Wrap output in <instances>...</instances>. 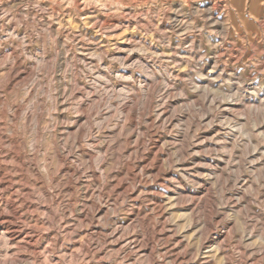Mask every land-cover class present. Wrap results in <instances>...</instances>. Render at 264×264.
Masks as SVG:
<instances>
[{"label": "rangeland", "instance_id": "374dc122", "mask_svg": "<svg viewBox=\"0 0 264 264\" xmlns=\"http://www.w3.org/2000/svg\"><path fill=\"white\" fill-rule=\"evenodd\" d=\"M0 264H264V0H0Z\"/></svg>", "mask_w": 264, "mask_h": 264}]
</instances>
